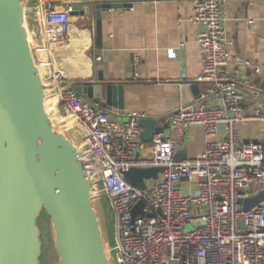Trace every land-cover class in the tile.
I'll use <instances>...</instances> for the list:
<instances>
[{"label": "built area", "instance_id": "built-area-1", "mask_svg": "<svg viewBox=\"0 0 264 264\" xmlns=\"http://www.w3.org/2000/svg\"><path fill=\"white\" fill-rule=\"evenodd\" d=\"M37 9L43 10L39 51L49 65L56 105H62L85 133L87 155L109 193L119 264H264V201L250 210L243 204L244 198L264 190V141L244 140L238 130L242 121L264 122V109L257 106L245 112L243 82L228 67L231 41L221 0H195L192 15L205 62L188 84L211 85L197 103L168 116L167 133L154 135L146 157L138 154L144 112L132 111L126 120H118L109 110L85 101L76 89L77 82L95 79L96 57L88 56L85 49V56L67 68L55 64L57 57L73 49L69 40L73 5H45L38 0ZM169 54L176 56L173 49ZM195 126L204 128L206 148L176 160L185 132ZM153 166L163 170L159 178L145 179L144 188L123 175L131 167ZM183 181L196 185L184 191ZM141 201L144 204L134 213ZM197 220L204 223L185 229Z\"/></svg>", "mask_w": 264, "mask_h": 264}, {"label": "water", "instance_id": "water-1", "mask_svg": "<svg viewBox=\"0 0 264 264\" xmlns=\"http://www.w3.org/2000/svg\"><path fill=\"white\" fill-rule=\"evenodd\" d=\"M77 2L74 11L85 14L89 1ZM37 5L38 0H0V264H43L44 216L49 218L56 264H119L112 204L103 177L87 155L85 133L78 125L66 126L57 119L54 113L59 109L47 101L55 89L46 78L39 35L29 16V9ZM132 5L103 2L95 12ZM88 82L92 89L86 92L81 82L76 84L82 96L100 103L105 97L113 110L124 107L122 83L105 81L99 69ZM256 84L254 90L264 101V81ZM191 90L201 96L199 82ZM139 122L141 139L149 142L166 132L171 119L143 117ZM187 152L186 146L179 148L175 159L186 158ZM162 170L131 167L123 175L144 188L145 179L159 178ZM262 201L264 190L244 198V209Z\"/></svg>", "mask_w": 264, "mask_h": 264}, {"label": "crops", "instance_id": "crops-1", "mask_svg": "<svg viewBox=\"0 0 264 264\" xmlns=\"http://www.w3.org/2000/svg\"><path fill=\"white\" fill-rule=\"evenodd\" d=\"M43 1L45 5L74 6L81 0ZM87 1L85 14L81 10L71 14L69 40L75 59H67L66 53L56 59L65 61L61 65L55 64L67 68L70 62L82 59L86 49L88 56L96 57L95 74L96 69L102 70L105 81L123 84L124 107L119 111L109 108L105 97L100 103L93 97L83 96L85 101L109 110L118 120H126L132 111H142L146 117L166 118L177 108L200 100L188 84L189 80H194L202 72L205 62L197 42L198 29L192 22L195 0ZM103 2H132L133 5L105 8L98 15L95 7ZM221 3L231 41L228 67L243 82L247 93L245 112H251L257 106L264 109V101L254 90L256 81H264V0H221ZM42 13L43 10L39 11L35 6L29 9L33 31L38 35ZM169 49L176 52L175 57L169 54ZM95 52H99L97 56ZM80 82L86 91L92 89L87 80ZM210 85L199 82L203 93ZM238 130L244 140L264 141L263 121H242L238 124ZM206 142L202 126H195L184 134L188 156L201 153L206 148ZM150 145L151 141H142L138 154L149 156ZM195 185V181L181 183L184 191H189Z\"/></svg>", "mask_w": 264, "mask_h": 264}, {"label": "rangeland", "instance_id": "rangeland-1", "mask_svg": "<svg viewBox=\"0 0 264 264\" xmlns=\"http://www.w3.org/2000/svg\"><path fill=\"white\" fill-rule=\"evenodd\" d=\"M70 20H72V16H70ZM39 40H40V38H39ZM66 53L68 54V58L67 59H75L76 56L74 54V50L67 49ZM64 61H65V59L57 60L56 63L61 65V63H63ZM48 73H49V69L47 68L46 78L49 80V82H51L50 81V76L48 75ZM83 91L86 92L85 89H83ZM50 96L52 97V94ZM50 105L53 106V104H50ZM56 107L59 109V113L55 112L54 116L57 119H60V120H63V121L66 120L67 124H68V121H69L71 123L70 126H72L73 125V121H72L71 117L68 116V114L65 112L63 106L58 104V105H56ZM251 190H252L251 188L247 189V191H249V192ZM202 210H203V212L207 211V204L206 203L202 204ZM193 214L197 215V210L196 209L194 210ZM203 223H204L203 220H197L194 224L192 222L191 223H187L185 225V229L186 230H190V229H193L194 227H200ZM40 226H41V228L43 230V240H44V245H43V264H56V259L57 258L54 255V248L51 245V233H50V229H49V218L47 216H44V217H42L40 219Z\"/></svg>", "mask_w": 264, "mask_h": 264}, {"label": "bare ground", "instance_id": "bare-ground-1", "mask_svg": "<svg viewBox=\"0 0 264 264\" xmlns=\"http://www.w3.org/2000/svg\"><path fill=\"white\" fill-rule=\"evenodd\" d=\"M80 40V39H79ZM75 43H78V42H76V41H74ZM40 53H41V51H40ZM82 54V53H81ZM45 65L47 66V68L49 69V65H48V63H45ZM48 102H51V104H53V106L55 105L56 106V101H57V96L55 95V93H54V95H52V97L50 96L49 98H48V100H47ZM66 121V120H65ZM66 126H70L71 125V123L68 121V124H67V121H66ZM74 124V123H73Z\"/></svg>", "mask_w": 264, "mask_h": 264}]
</instances>
